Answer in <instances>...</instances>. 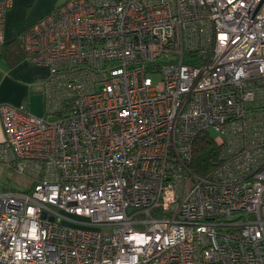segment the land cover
Returning a JSON list of instances; mask_svg holds the SVG:
<instances>
[{
    "label": "built area",
    "instance_id": "2783aa9c",
    "mask_svg": "<svg viewBox=\"0 0 264 264\" xmlns=\"http://www.w3.org/2000/svg\"><path fill=\"white\" fill-rule=\"evenodd\" d=\"M20 41L46 112L0 105L30 184L0 193V264H264V0H65Z\"/></svg>",
    "mask_w": 264,
    "mask_h": 264
},
{
    "label": "crops",
    "instance_id": "0c3cea01",
    "mask_svg": "<svg viewBox=\"0 0 264 264\" xmlns=\"http://www.w3.org/2000/svg\"><path fill=\"white\" fill-rule=\"evenodd\" d=\"M53 7L51 0H13V6L6 15L3 44L19 41L22 33L56 8ZM3 44L0 45V53ZM47 74L48 70L44 67L34 66L23 59L12 63L9 59L0 56V105L22 104L32 112L29 103L37 96V90L41 91V81ZM4 139V127L0 120V145ZM20 183L25 186L24 189L29 186L22 176L10 177L7 167L0 162V193L7 190H23L18 188Z\"/></svg>",
    "mask_w": 264,
    "mask_h": 264
},
{
    "label": "trees",
    "instance_id": "16d2710c",
    "mask_svg": "<svg viewBox=\"0 0 264 264\" xmlns=\"http://www.w3.org/2000/svg\"><path fill=\"white\" fill-rule=\"evenodd\" d=\"M0 56L9 59L12 63L24 60L21 41L16 40L4 45ZM220 151V147L209 132L200 133L194 142L193 160L190 167L192 174L195 177L208 175L217 165Z\"/></svg>",
    "mask_w": 264,
    "mask_h": 264
},
{
    "label": "rangeland",
    "instance_id": "374dc122",
    "mask_svg": "<svg viewBox=\"0 0 264 264\" xmlns=\"http://www.w3.org/2000/svg\"><path fill=\"white\" fill-rule=\"evenodd\" d=\"M64 1L65 0H51V3L53 4L54 7H57V6L61 5ZM49 5H50V3H49ZM154 82H156V83L158 82V78L157 77H154ZM37 89L38 88H36V90ZM40 89H41V91L37 90L38 91V93H36L37 96H35L33 99H31V101L29 103L30 104L29 106H30L32 112L34 114H36L37 116H43L45 114V112H46L45 97H44V94L42 92V87H40ZM209 133L215 138L216 133L214 132V130H210ZM24 182L27 185H30L28 179L24 178ZM18 188L24 189L25 186L22 183H20V184H18Z\"/></svg>",
    "mask_w": 264,
    "mask_h": 264
}]
</instances>
